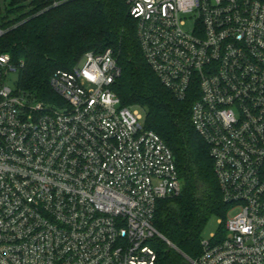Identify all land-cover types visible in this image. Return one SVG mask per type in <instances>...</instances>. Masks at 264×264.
I'll return each mask as SVG.
<instances>
[{
	"label": "built area",
	"instance_id": "1",
	"mask_svg": "<svg viewBox=\"0 0 264 264\" xmlns=\"http://www.w3.org/2000/svg\"><path fill=\"white\" fill-rule=\"evenodd\" d=\"M125 1L148 67L192 99L229 205L223 236L187 261L264 264V0ZM22 66L0 54V264H157L155 238L176 250L152 223L182 191L175 160L112 91V50L56 72L48 104L5 85Z\"/></svg>",
	"mask_w": 264,
	"mask_h": 264
},
{
	"label": "trees",
	"instance_id": "2",
	"mask_svg": "<svg viewBox=\"0 0 264 264\" xmlns=\"http://www.w3.org/2000/svg\"><path fill=\"white\" fill-rule=\"evenodd\" d=\"M7 13L19 15L0 21L5 31L0 54L23 64L17 86L43 104L56 101L49 87L56 72H70L88 52L112 50L120 69L112 91L121 106L144 113V127L169 147L182 182L181 193L159 201L155 209L154 228L176 248L152 240L157 264H190L183 255L196 261L204 226L219 218L216 236L221 238L229 205L222 198L209 148L191 125L192 99L178 101L148 67L126 1L11 0Z\"/></svg>",
	"mask_w": 264,
	"mask_h": 264
},
{
	"label": "rangeland",
	"instance_id": "3",
	"mask_svg": "<svg viewBox=\"0 0 264 264\" xmlns=\"http://www.w3.org/2000/svg\"><path fill=\"white\" fill-rule=\"evenodd\" d=\"M11 0H0V21L2 19L5 20H12L14 19L17 15H19L22 12L15 13H7V11L9 10V4H10ZM189 29V28H187ZM17 76L16 74H10L8 76V80H6L5 85L8 87H13L14 86V82L16 81ZM137 109V111L142 115L143 118V122H144V113L138 109V108H134ZM234 214L233 211H231L228 216L231 217ZM220 219L216 218V217H212L204 226L203 231L201 233V240H207L209 239L211 236H213L214 234H216L220 228Z\"/></svg>",
	"mask_w": 264,
	"mask_h": 264
},
{
	"label": "water",
	"instance_id": "4",
	"mask_svg": "<svg viewBox=\"0 0 264 264\" xmlns=\"http://www.w3.org/2000/svg\"><path fill=\"white\" fill-rule=\"evenodd\" d=\"M185 257V256H184ZM187 260H189L187 257H185Z\"/></svg>",
	"mask_w": 264,
	"mask_h": 264
}]
</instances>
